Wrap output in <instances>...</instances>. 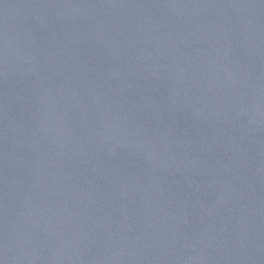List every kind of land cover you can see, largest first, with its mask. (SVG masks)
Masks as SVG:
<instances>
[{"label":"water","instance_id":"water-1","mask_svg":"<svg viewBox=\"0 0 264 264\" xmlns=\"http://www.w3.org/2000/svg\"><path fill=\"white\" fill-rule=\"evenodd\" d=\"M0 264H264V0H0Z\"/></svg>","mask_w":264,"mask_h":264}]
</instances>
